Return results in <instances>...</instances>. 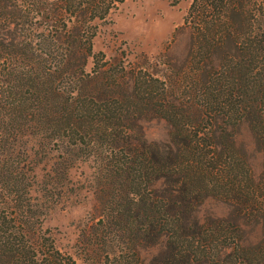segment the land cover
I'll return each instance as SVG.
<instances>
[{
	"label": "trees",
	"instance_id": "16d2710c",
	"mask_svg": "<svg viewBox=\"0 0 264 264\" xmlns=\"http://www.w3.org/2000/svg\"><path fill=\"white\" fill-rule=\"evenodd\" d=\"M124 1L0 0V264H74L36 225L25 137L97 165L101 264H264V0H192L164 79L93 52ZM152 119L167 141L144 138ZM209 198L229 217L203 219Z\"/></svg>",
	"mask_w": 264,
	"mask_h": 264
},
{
	"label": "rangeland",
	"instance_id": "374dc122",
	"mask_svg": "<svg viewBox=\"0 0 264 264\" xmlns=\"http://www.w3.org/2000/svg\"><path fill=\"white\" fill-rule=\"evenodd\" d=\"M191 2L125 0L98 23L93 52H102L109 62L122 61L127 69L144 68L162 79L174 77L189 47L184 17ZM92 67L93 61L89 59L86 70L91 71ZM185 85L183 82L182 87ZM142 130L147 141L168 140L169 126L163 120L145 121ZM236 140L260 172L263 160L250 129L243 126ZM20 152L26 154L28 170L34 175L30 195L36 205L38 229L53 240L60 252L72 257L74 264H101L98 247L104 234L97 229V222L104 213L105 200L100 192L97 165L91 159L73 156L68 149L58 151L41 144L35 137L23 138ZM63 158L67 169L59 174L55 169ZM229 214L230 208L214 198L207 199L200 212L203 219L228 218Z\"/></svg>",
	"mask_w": 264,
	"mask_h": 264
}]
</instances>
